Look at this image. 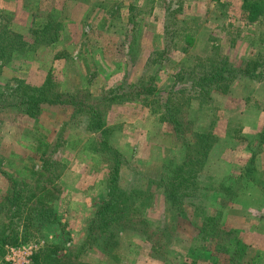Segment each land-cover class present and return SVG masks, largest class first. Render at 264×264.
<instances>
[{
  "label": "rangeland",
  "instance_id": "374dc122",
  "mask_svg": "<svg viewBox=\"0 0 264 264\" xmlns=\"http://www.w3.org/2000/svg\"><path fill=\"white\" fill-rule=\"evenodd\" d=\"M241 5L0 0V264H264V15ZM61 94L82 105L16 107Z\"/></svg>",
  "mask_w": 264,
  "mask_h": 264
},
{
  "label": "trees",
  "instance_id": "16d2710c",
  "mask_svg": "<svg viewBox=\"0 0 264 264\" xmlns=\"http://www.w3.org/2000/svg\"><path fill=\"white\" fill-rule=\"evenodd\" d=\"M242 5L241 9L243 12L246 13V19L249 23L257 21L260 17L264 15V0H241ZM232 70L230 66L227 64L226 61H221L220 63L216 64L214 66V69L209 72L208 74L200 77L195 83H192L193 87H198L200 89H209L212 88L213 86H219L222 82L226 81L228 77L231 75ZM247 76H251L249 74L250 72L244 71L243 72ZM37 92V91H36ZM145 92L147 93H153V90L151 89H146ZM38 95H28L27 97H22L21 96L18 98V101L16 103V107L18 110L23 111L25 114L30 115L34 111L39 110L42 105L45 104H50V105H55L59 107H72L73 109L77 107V98L75 96H72L70 94H61L59 96H55L54 99L52 100H44L41 97H36ZM42 96V95H40ZM10 105H13L12 103ZM82 105V102L79 103L78 107ZM5 106V104H0V108L2 109ZM169 122L173 126L175 136L181 140L185 139V135L182 134V127L179 124L178 120L169 112ZM185 141V140H184ZM188 147H191L188 142H186ZM195 145L198 146L199 148H202V142L200 139L195 142ZM46 182V186L49 187L51 184H53V180L50 177H46L44 179ZM40 182V180H38ZM16 185L15 183H13ZM46 186L42 187L40 190V193L37 191L35 193H31L30 199L31 198H37L36 204L37 207L42 208L44 207L47 203V201L51 198L50 195L52 196V190L48 189ZM24 190L22 189L20 192L14 191L11 196H9L8 202L6 205H3V209H11L12 207H15L14 212H12V220H18L21 211H22V206L20 199H22V192ZM29 200L28 197H26V202ZM114 206V203L108 202L104 208H100L99 214L100 216L103 215L104 210H110L111 207ZM105 212V211H104ZM12 224V221H10V225ZM1 244L2 247L5 245L6 240L5 238H1ZM13 245H17V242L12 239ZM222 253L229 254L227 250H224ZM235 256H238V252L236 253ZM233 253V254H234ZM232 256V255H231ZM243 259V256L239 257L238 261ZM237 260H234V262ZM31 264H63L61 260L52 258L50 254H44L43 256L41 255H35L32 260ZM252 264V262H251Z\"/></svg>",
  "mask_w": 264,
  "mask_h": 264
},
{
  "label": "built area",
  "instance_id": "2783aa9c",
  "mask_svg": "<svg viewBox=\"0 0 264 264\" xmlns=\"http://www.w3.org/2000/svg\"><path fill=\"white\" fill-rule=\"evenodd\" d=\"M25 252L29 253V251H25ZM10 253H11V256L13 257V258H11V260L14 262V257H15L16 254H18L19 252H18V251H11ZM19 254H20V253H19ZM24 254H25V253H24Z\"/></svg>",
  "mask_w": 264,
  "mask_h": 264
}]
</instances>
